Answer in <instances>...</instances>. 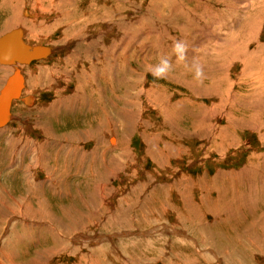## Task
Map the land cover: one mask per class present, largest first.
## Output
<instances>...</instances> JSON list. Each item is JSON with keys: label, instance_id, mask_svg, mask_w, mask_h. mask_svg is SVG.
Wrapping results in <instances>:
<instances>
[{"label": "rangeland", "instance_id": "1", "mask_svg": "<svg viewBox=\"0 0 264 264\" xmlns=\"http://www.w3.org/2000/svg\"><path fill=\"white\" fill-rule=\"evenodd\" d=\"M17 27L53 52L0 126V264H264V0H0Z\"/></svg>", "mask_w": 264, "mask_h": 264}, {"label": "water", "instance_id": "2", "mask_svg": "<svg viewBox=\"0 0 264 264\" xmlns=\"http://www.w3.org/2000/svg\"><path fill=\"white\" fill-rule=\"evenodd\" d=\"M50 50L51 47L47 44L31 46L25 42L21 27L0 36V62L2 63H30L34 59L46 57ZM23 87L24 75L18 67L9 75L0 90V125L9 120L12 100L20 96Z\"/></svg>", "mask_w": 264, "mask_h": 264}, {"label": "clouds", "instance_id": "3", "mask_svg": "<svg viewBox=\"0 0 264 264\" xmlns=\"http://www.w3.org/2000/svg\"><path fill=\"white\" fill-rule=\"evenodd\" d=\"M189 45L185 40H175L172 45V52L175 54L176 62L188 61ZM174 70L172 57L167 54H161L158 57L157 63L150 65L148 71L156 79H166ZM189 70L193 73L194 79L202 81L205 78V66L198 62L195 57L192 58L189 64Z\"/></svg>", "mask_w": 264, "mask_h": 264}, {"label": "bare ground", "instance_id": "4", "mask_svg": "<svg viewBox=\"0 0 264 264\" xmlns=\"http://www.w3.org/2000/svg\"><path fill=\"white\" fill-rule=\"evenodd\" d=\"M236 2V1H235ZM243 2V1H242ZM241 3H239V5H240ZM232 5H234L233 4V2L231 3V6ZM211 6V5H210ZM230 6V7H231ZM235 7V6H234ZM52 8V7H51ZM236 8H237V6H236ZM242 8V7H241ZM46 9V8H45ZM48 9V8H47ZM239 10V9H238ZM120 12V11H119ZM24 13L26 14V15H30V17L32 16V15H34L36 12H28V11H24ZM30 13V14H29ZM42 14V13H41ZM60 14V13H59ZM37 15V14H36ZM23 16V15H22ZM25 16V15H24ZM23 16V18L21 17V19L19 18V19H17V21L15 20V22H14V24H13V26H15V24H24L25 25V23H29V21L30 20H28V17H24ZM25 18H27V19H25ZM30 23H31V21H30ZM35 22H33V25H31V26H34L35 24H34ZM32 24V23H31ZM33 28V27H32ZM51 47V46H50ZM53 52V48L51 47V50H50V52H49V54L50 53H52ZM48 54V55H49ZM47 57V56H46ZM49 57V56H48ZM43 58V57H42ZM32 62V61H31ZM30 62V63H31ZM0 63H2V62H0ZM3 64H10V63H3ZM94 64V63H93ZM247 64V63H246ZM10 65H13L12 66V68H7L8 70H10V69H16V68H20V69H24V68H28V69H31V68H29L27 65H29V63L27 64H22V62H15V63H11ZM78 68L81 70V71H84L85 69H86V67L84 66V65H81V66H76V68H75V73L77 72V70H78ZM72 70V69H71ZM33 71V70H32ZM83 73V72H82ZM93 73V72H92ZM29 74H31V73H28V75ZM84 75V77L86 76L85 74H83ZM88 75H89V73H88ZM79 76V75H78ZM91 76H92V74H91ZM36 77H37V74H36ZM83 77V78H84ZM82 78V77H81ZM87 79V78H86ZM88 79H90V77L88 78ZM85 80V79H84ZM87 81V80H86ZM92 83H93V79H90L89 81H87V87H90L89 85H91L92 86ZM94 84V83H93ZM85 85V83L84 82H82V81H78V82H76V84H75V87H74V91H73V93L72 94H70V91L67 89V87H65V86H63L62 88H60V89H58V90H56L55 91V95H57L58 96V98L60 99V98H62V94L64 95V96H69V95H76V96H79V90H81V88L83 87ZM94 86V85H93ZM23 88H25V80H24V87ZM23 88H22V91H23ZM84 90V89H83ZM22 91H21V94H20V96H18V97H16V98H13V100H12V103H11V108H12V104H13V102H16V103H14L15 104V107L18 105L19 106V108H22L23 107V102L26 104H29V105H33V102H34V98L30 95L31 93H29L28 95H30V96H26L23 100H21L20 101V104H18L17 102V100H19L21 97H22ZM85 91V90H84ZM17 106V107H18ZM11 108H10V118H9V120L5 123V124H3V125H6L9 121H10V119H11ZM3 125H0V126H3ZM7 126V125H6ZM5 126V127H6ZM3 128V129H1L0 131H6L7 130V128L9 127H7V128ZM9 132H10V129L8 130ZM115 137V136H114ZM114 137H112L111 136V143L113 144H115L116 145V139L114 138ZM117 137V136H116ZM110 143V142H109ZM65 146V145H64ZM74 147H75V145H73ZM114 147H116V146H114ZM264 245V244H263Z\"/></svg>", "mask_w": 264, "mask_h": 264}]
</instances>
